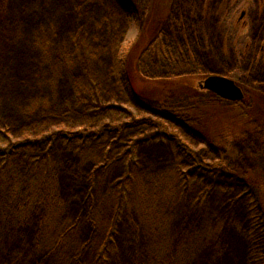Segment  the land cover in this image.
<instances>
[{
  "label": "rangeland",
  "instance_id": "1",
  "mask_svg": "<svg viewBox=\"0 0 264 264\" xmlns=\"http://www.w3.org/2000/svg\"><path fill=\"white\" fill-rule=\"evenodd\" d=\"M154 7L169 57L138 49ZM263 44L264 0H0V264H264V144L203 168L160 129L220 153L155 98L183 71L264 81Z\"/></svg>",
  "mask_w": 264,
  "mask_h": 264
},
{
  "label": "trees",
  "instance_id": "2",
  "mask_svg": "<svg viewBox=\"0 0 264 264\" xmlns=\"http://www.w3.org/2000/svg\"><path fill=\"white\" fill-rule=\"evenodd\" d=\"M143 40L145 41L142 44L143 47H138V49L144 53L151 42L148 25ZM162 48L160 51L163 55L169 57L172 50H167L165 46ZM260 56H264V48L261 49ZM140 67L138 66V68ZM140 69L143 72L142 67ZM196 75L197 71L192 73L183 71L171 76V79L167 78L168 82L163 81L165 78H162L161 81L167 83V87L156 94L155 98L160 102L161 105L159 106L180 121L181 126L188 127L195 134L203 137L210 148L220 153L221 159L215 164H207L197 155V152L182 144L178 137L170 135L164 129H160L158 134L162 139L174 141L178 147L192 155L203 168L215 169L216 171L228 168L230 165L228 159L236 153L237 144L241 143L242 145L249 140L264 144V81L242 85L246 91V97L243 100L231 102L208 90L201 89L198 85L201 78H196ZM76 136L79 134L72 135V137ZM1 138L3 139V137ZM12 148L13 146L10 145L3 151L12 153ZM242 176L245 182L251 186L257 205V210L254 211V222L260 223L261 220L264 224V175L259 170L248 169L242 173ZM126 178L129 179L130 174ZM17 191L16 187L12 193L13 199L16 198ZM23 207L24 209L18 208V211L21 212V216L27 218L30 207ZM3 229V232L6 233L7 227ZM35 243L36 240L34 239ZM39 244L38 239L37 245ZM105 245L108 243L102 244L103 250L107 248Z\"/></svg>",
  "mask_w": 264,
  "mask_h": 264
},
{
  "label": "water",
  "instance_id": "3",
  "mask_svg": "<svg viewBox=\"0 0 264 264\" xmlns=\"http://www.w3.org/2000/svg\"><path fill=\"white\" fill-rule=\"evenodd\" d=\"M200 87L233 102L245 97L242 86L234 78L227 75L210 74L200 82Z\"/></svg>",
  "mask_w": 264,
  "mask_h": 264
},
{
  "label": "flooded vegetation",
  "instance_id": "4",
  "mask_svg": "<svg viewBox=\"0 0 264 264\" xmlns=\"http://www.w3.org/2000/svg\"><path fill=\"white\" fill-rule=\"evenodd\" d=\"M244 14H245V12H242V14H241V16L240 17H243L244 16ZM163 15H164V13L162 14V12H160V11H157L156 10V8L154 7V8H152V10H151V13H150V15H149V19H148V28H149V34H150V37H151V42H150V44H149V47H164L165 45V42H163L162 43V41L161 40H159V35H160V33L159 32H157L156 34H155V36H154V33H155V31H157V29H158V27L160 26V24H161V18H163ZM176 46V45H175ZM247 46H249L248 44H246L245 45V49H247ZM170 47V48H169ZM264 48V44H263V46H262V49ZM161 49H163V48H161ZM166 49L167 50H169V49H171L172 51L173 50H181V48H174L171 44H170V46H166ZM190 49V48H189ZM182 56L184 55L183 53L181 54ZM185 59V58H184ZM196 64V63H195ZM197 65V64H196ZM195 71V70H194ZM194 71H190V73H192V72H194ZM220 74H222V75H226V74H223V73H220ZM208 75H210V74H208ZM207 74H201V73H199L198 72V74H197V76H196V78H201V80L199 81V87H200V82L204 79V78H206L207 76H208ZM227 76H229V75H227ZM231 77V76H230ZM163 78H165V77H163ZM170 78V77H169ZM237 81V80H236ZM238 82V81H237ZM239 83V82H238ZM240 84V83H239ZM241 86H242V84H240ZM201 88V87H200ZM242 88H243V90H244V92H245V97H246V91H245V89H244V87L242 86ZM201 89H203V90H207V89H204V88H201ZM209 91V90H208ZM209 92H211V93H213V94H215L214 92H212V91H209ZM216 96H218L217 94H215ZM218 97H220V96H218ZM244 97V98H245ZM220 98H222V97H220ZM224 99V98H223ZM224 100H226V99H224ZM243 100V99H242ZM227 101H229V100H227ZM231 102H233V101H231ZM159 135V134H158Z\"/></svg>",
  "mask_w": 264,
  "mask_h": 264
}]
</instances>
